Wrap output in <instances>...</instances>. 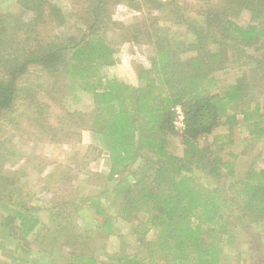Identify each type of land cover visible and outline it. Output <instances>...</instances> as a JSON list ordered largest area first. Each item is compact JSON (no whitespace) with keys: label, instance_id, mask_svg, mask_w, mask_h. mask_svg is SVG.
<instances>
[{"label":"trees","instance_id":"16d2710c","mask_svg":"<svg viewBox=\"0 0 264 264\" xmlns=\"http://www.w3.org/2000/svg\"><path fill=\"white\" fill-rule=\"evenodd\" d=\"M108 1L97 0L88 31L72 42H50V36L39 33L43 29L36 28L38 25L18 18L6 22L4 36L0 34V58L7 73L6 78L0 76V127L21 125L23 114L34 135L51 129L44 112L33 106L26 86L17 82L32 65L39 64L54 77L48 95L58 103L62 99L59 76L92 96V110L82 112L79 120L64 115L66 128L69 123L84 125L86 121L108 154L111 167L107 178L120 175V180L112 190L114 195L104 190L105 196L84 195L80 201L94 211L102 238L116 235L122 219L132 223L127 234L141 242V248H125L121 245L126 243V235L120 233L118 247L112 252H97L93 245L84 244L67 251V263L244 264L232 260L242 255L252 257L249 264L264 263V253L257 261L264 239L250 229L264 225V167L250 165L236 176L234 160L240 153L230 152V158L218 153L222 149L219 137L210 145L199 142L222 123L228 124L230 140L240 122L246 124L252 140L264 138V0H204L197 17H186L180 11L195 35L189 47L184 40L172 42L157 29L147 30L155 54L150 67L138 69L136 83L102 73L104 67L116 63L113 45L98 31ZM130 5L141 8L140 2ZM243 10L251 14L246 24L235 18ZM3 45L11 46L9 51ZM186 51L193 54L184 55ZM228 69L237 70L240 76L220 88L217 73ZM19 101L24 110L14 114ZM177 106L184 114L182 128L175 125ZM176 127L181 131L182 154L170 148L171 136L179 131ZM146 153L151 157H145L137 172L131 173L136 182H127L129 167ZM197 170L215 179L235 177L221 187L200 180ZM6 180L14 186L0 165V195L13 206L3 217L1 228H8L11 237L27 241L41 223L39 206L32 209L14 201L10 194L14 190L4 189ZM239 233H249V239L237 244ZM75 239L81 238L77 235ZM16 253L18 247L4 264H56L58 259L52 253L41 260Z\"/></svg>","mask_w":264,"mask_h":264},{"label":"rangeland","instance_id":"374dc122","mask_svg":"<svg viewBox=\"0 0 264 264\" xmlns=\"http://www.w3.org/2000/svg\"><path fill=\"white\" fill-rule=\"evenodd\" d=\"M96 2L97 0H0V34L4 36V25H8L6 22L18 18L28 24L38 25L36 28L43 29L39 33L45 37L50 36L47 38L50 42H72L88 31L89 21L93 19L92 7ZM134 2H140L141 8L130 5ZM24 3L33 7H25ZM204 3V0H109L101 12L104 19L98 31L113 45L116 63L104 67L102 73L106 77L136 83L138 69L150 67L155 54L153 44L147 41V30L151 33L157 29L162 36L172 42L184 40V45L189 47L195 35L184 22L185 18L180 11L186 17H197ZM235 18L246 24L251 21V14L243 10ZM209 41L212 43L213 39ZM3 46L6 51L11 47ZM190 54L193 52L186 51L184 55ZM241 63L240 61L239 64ZM4 64L0 58V76L6 78ZM237 76L240 74L235 69L223 70L217 73L216 83L223 88L235 81ZM58 79L62 98L59 103L48 95L54 77L39 64L30 66L17 81L19 86L23 85L28 89V96L31 97L33 106H36L35 109L44 112V118L48 120L47 124L51 128L48 132L34 135V129L32 130L25 121L23 114L19 117L22 120L21 125L0 127L2 173L12 179L11 184L15 183L11 186L6 180L4 189H13L14 192L10 193L13 200L23 202L27 208L39 206L37 214L41 217L40 225L27 241L11 237L10 230L1 228L0 225V264L9 261V254L16 250V247H18L16 254L25 258L41 260L52 253L58 258L55 259L56 264H68L67 251L81 248L84 244L93 245L97 252H103L105 249L112 252L118 247L120 233L126 235V243L121 246L130 249L135 246L141 248L139 245L141 242L127 234V231L131 232L132 223L122 219L117 225L116 233L119 235L115 233L116 235L102 238L101 233L96 230L94 211L80 201L84 195L91 197L103 195L104 190L110 191L108 195H114L112 190L120 180V175L111 180L107 178L111 167L108 154L101 149L96 133L88 128L86 121L84 125L69 123V128H66L68 121L64 115L67 114V117L73 115L79 120L82 112L88 113L92 110L93 100L88 93L71 87L69 78L59 76ZM261 98L264 104V96ZM20 103L21 101L17 102L12 113L20 114L21 110H24ZM178 130L170 138V148L175 154H182L184 146L181 131ZM228 133V124L222 123L214 132L200 137L199 142L202 146L210 145L219 137L222 149L218 153L226 158H230L228 155L230 152L240 153V156L243 153L239 159L234 160L236 176H241L250 165L256 168L264 167V138L252 140L249 129L243 122L234 126L231 140ZM145 157L149 159L150 153H146L135 165L129 167L127 182H136L137 178L131 173L137 172L136 170L146 160ZM198 175L200 180L221 187L226 186L231 178L235 177L225 175L223 178L215 179L211 175L206 176L202 171ZM7 199L0 195V223L3 217L12 211V202ZM250 229L256 236L260 234L259 236L264 239V225L262 229L254 228L253 225ZM77 235L81 239L76 240ZM235 238L236 243L241 244L242 241L249 239V233L246 235L239 233ZM18 241L23 244L20 246ZM246 246L242 248L246 249ZM259 252L257 261L263 258L264 248H259ZM251 258L250 255L249 257L242 255L232 260L249 264ZM235 263L236 261L233 262Z\"/></svg>","mask_w":264,"mask_h":264},{"label":"built area","instance_id":"2783aa9c","mask_svg":"<svg viewBox=\"0 0 264 264\" xmlns=\"http://www.w3.org/2000/svg\"><path fill=\"white\" fill-rule=\"evenodd\" d=\"M175 109H176L175 125L178 128H182L184 125V123H183V119H184L183 110L181 109V106H177Z\"/></svg>","mask_w":264,"mask_h":264}]
</instances>
